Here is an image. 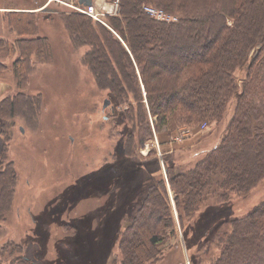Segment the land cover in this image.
<instances>
[{
  "label": "trees",
  "instance_id": "1",
  "mask_svg": "<svg viewBox=\"0 0 264 264\" xmlns=\"http://www.w3.org/2000/svg\"><path fill=\"white\" fill-rule=\"evenodd\" d=\"M118 2L117 13L106 15L105 23L74 10L48 8L41 14L5 13L12 39L0 37V49H5L6 54H17L11 69L19 91L0 100V114L14 117L18 111L22 114L31 111L34 117L33 109L41 106L42 97L29 89L31 61L54 64L67 62L69 56L76 57L82 71L76 76L78 85L73 83L76 89L64 115L65 126L76 130L78 141L86 148L91 146L89 139H94L96 133L101 144L111 134L110 128L97 129L94 113L105 91L111 96V103H125L131 94L139 100L137 123L149 139L162 126H168L175 114L180 122L192 126L222 120L230 101L235 99L233 115L218 145L191 169L170 171L169 182L182 227L185 219L188 220L184 231L186 247L192 248V264L202 257V248L194 247L198 244L192 240L194 232L195 239L205 241L204 246L216 240L221 245V254L210 264H264V200L247 214L219 222L223 205L250 194L264 183V0ZM3 5L11 9H20L13 5L35 9L44 3L15 0L14 4L13 0H5ZM147 6L162 10L170 19L158 20L145 10ZM78 47L88 48L79 60ZM2 65L0 61V69ZM237 69L247 72L242 85L235 76ZM135 143L133 135L128 142L120 140L116 153L119 156L130 153ZM4 151L1 164L6 168L0 170V220L9 213L18 185L14 163L6 162ZM103 158L93 166V171L72 185V192H78L80 199L86 195L101 198L107 194L109 180L120 183L110 177L112 169L108 161L103 163ZM208 197L213 202H208ZM201 204L205 205L203 210L199 209ZM52 215L57 221L48 222L58 225L61 222L58 212L50 210L49 218ZM130 218V225L122 232L120 227H113L114 238L116 233H121L116 239L121 238L120 264H158L164 259L166 240L176 234L164 179L156 187H148L139 210ZM230 219L232 230L221 232ZM76 221H72L79 234L76 244L83 249L90 243L92 227L87 218L84 222ZM216 222L222 225L207 236L202 230ZM237 247L241 249L239 253H235ZM83 255V264H89L86 253ZM24 259L26 264L30 262L29 258ZM58 264L66 263L58 261Z\"/></svg>",
  "mask_w": 264,
  "mask_h": 264
},
{
  "label": "rangeland",
  "instance_id": "2",
  "mask_svg": "<svg viewBox=\"0 0 264 264\" xmlns=\"http://www.w3.org/2000/svg\"><path fill=\"white\" fill-rule=\"evenodd\" d=\"M45 1L42 0L43 3ZM3 2L5 0H0V9H11L3 5ZM13 3L15 4V0ZM16 7L23 9L21 5H13V8ZM48 8L70 10L57 3H51ZM3 13L7 12L0 11V37L11 40L7 18ZM141 34L145 33L141 31ZM86 49L88 48H77L78 60ZM4 51L5 49H0V61L3 64L0 69V100L15 96L19 91L11 69L17 54H6ZM33 62L31 61L33 66L29 72V89L34 95L41 94V106L33 109L34 117L30 115L31 111L27 114L18 111L14 117L0 114V170L6 168L1 164V155L5 150L6 162L13 161L18 173L13 204L5 215L6 218L0 220V264H26L24 257L30 260L27 264H58V261L83 264L84 253L90 261L89 264H120L121 253L118 245L121 238L116 239L121 233H116L114 238L113 227H120L121 232L125 230L132 221L130 217L139 210L148 187H156L161 179L166 183L175 217L176 234L166 240L163 246L165 256L158 264H192V248L187 249L185 242L184 230L188 220L185 219V228L182 227L176 209L175 193L169 182L170 171L191 169L197 160L218 145L233 115L235 99L230 101L222 120L203 126H192L180 122L181 119L175 114L172 117L174 120L169 121L168 126H162L159 133H154L149 139L137 123L139 100L131 94L125 103H111V96L105 91L100 95L94 113L98 121L97 129L107 131L110 128L111 134L107 142L101 144L96 133L94 139H89L91 146L86 148L78 141L76 130L65 126L64 119L66 110L68 111V106L74 99L75 85L80 82L76 76L82 70L76 57L73 59L69 56L67 62L57 61L54 64ZM246 73L244 69H237L235 72L240 85L244 82ZM142 95L146 101L144 91ZM107 100L109 104L104 107ZM196 128L199 129L195 131ZM131 135L136 142L131 152L119 156L116 153L118 142L125 139L128 142ZM142 139L145 140L144 143L141 142ZM101 158L104 164L108 161L112 169L110 177L120 183L114 184L109 180L107 194H103L101 198H88L86 195L80 199L78 192H72V185L88 171H93V166L96 167ZM128 182L131 186H128ZM213 200L208 197V202ZM262 200L264 183L250 194L223 205L219 211V222L251 212ZM204 206L201 204L199 209L203 210ZM50 210L58 212L61 221L58 225L48 222L50 219L57 221L56 216L49 218ZM86 218L92 227V235L90 243L82 249V246L76 244L79 234L72 221H83ZM231 219L222 226L221 232L232 230ZM218 223L202 231L209 236L215 228L222 225ZM196 234L194 232L192 235V240L198 242L194 247L202 248V257L197 264H210L221 254L222 247L217 240L204 246L205 241L195 239ZM5 245L8 247H4ZM195 248L193 252H196ZM238 251L241 249L237 247L235 253H239ZM230 261L233 263V260Z\"/></svg>",
  "mask_w": 264,
  "mask_h": 264
},
{
  "label": "built area",
  "instance_id": "3",
  "mask_svg": "<svg viewBox=\"0 0 264 264\" xmlns=\"http://www.w3.org/2000/svg\"><path fill=\"white\" fill-rule=\"evenodd\" d=\"M51 3H57L60 5H63L70 10H74L79 13L86 14L90 16L93 20L105 23L104 17L106 15H114L118 11V0L111 2L110 4H104L101 7H98L96 4H92L89 6H86L82 3H80V0H47L46 5ZM145 10L153 17L157 18L158 20H169L170 17H167L166 14L153 7H145Z\"/></svg>",
  "mask_w": 264,
  "mask_h": 264
},
{
  "label": "crops",
  "instance_id": "4",
  "mask_svg": "<svg viewBox=\"0 0 264 264\" xmlns=\"http://www.w3.org/2000/svg\"><path fill=\"white\" fill-rule=\"evenodd\" d=\"M46 2L47 0L45 1L44 5L39 7V8H36V9H33V10H30V9H0L1 12H10V11H30V12H41V11H46L47 7L50 6V4L46 5ZM94 4H96L98 7H101L102 5L104 4H110L111 2H108L107 0H94L93 1ZM56 4V3H55ZM4 15V13H3Z\"/></svg>",
  "mask_w": 264,
  "mask_h": 264
},
{
  "label": "water",
  "instance_id": "5",
  "mask_svg": "<svg viewBox=\"0 0 264 264\" xmlns=\"http://www.w3.org/2000/svg\"><path fill=\"white\" fill-rule=\"evenodd\" d=\"M93 1L94 0H80V3L86 5V6H89V5H92L93 4ZM109 104V101H105V104H104V107L107 106Z\"/></svg>",
  "mask_w": 264,
  "mask_h": 264
}]
</instances>
